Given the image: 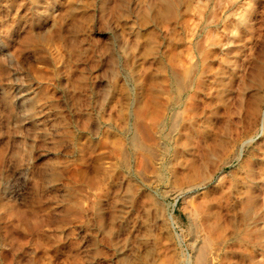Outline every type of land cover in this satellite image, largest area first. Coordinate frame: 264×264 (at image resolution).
<instances>
[{
	"label": "rangeland",
	"instance_id": "374dc122",
	"mask_svg": "<svg viewBox=\"0 0 264 264\" xmlns=\"http://www.w3.org/2000/svg\"><path fill=\"white\" fill-rule=\"evenodd\" d=\"M0 264H264V0H0Z\"/></svg>",
	"mask_w": 264,
	"mask_h": 264
}]
</instances>
